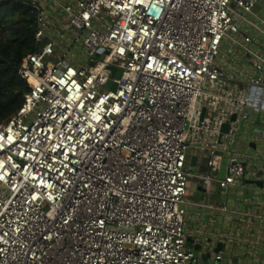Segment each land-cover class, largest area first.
Masks as SVG:
<instances>
[{
	"label": "built area",
	"instance_id": "built-area-1",
	"mask_svg": "<svg viewBox=\"0 0 264 264\" xmlns=\"http://www.w3.org/2000/svg\"><path fill=\"white\" fill-rule=\"evenodd\" d=\"M29 2L41 47L0 123V264H195L187 152L215 168L228 150L223 179L196 176L206 187L245 177L230 147L253 117L264 138V0Z\"/></svg>",
	"mask_w": 264,
	"mask_h": 264
},
{
	"label": "crops",
	"instance_id": "crops-1",
	"mask_svg": "<svg viewBox=\"0 0 264 264\" xmlns=\"http://www.w3.org/2000/svg\"><path fill=\"white\" fill-rule=\"evenodd\" d=\"M251 47L260 51L256 45ZM239 59L240 51L236 50L220 63L235 75L233 67ZM254 119L238 124L230 150L247 156L246 173L228 190L216 182L206 187L196 177L212 174L223 179L227 175L226 148L219 152L215 168L209 167L199 152H187L185 166L195 174L186 193L187 246L194 253L198 251L196 264H213L218 253L223 257L219 264H264V138L256 134L259 124ZM219 243L222 247L216 252Z\"/></svg>",
	"mask_w": 264,
	"mask_h": 264
},
{
	"label": "trees",
	"instance_id": "trees-1",
	"mask_svg": "<svg viewBox=\"0 0 264 264\" xmlns=\"http://www.w3.org/2000/svg\"><path fill=\"white\" fill-rule=\"evenodd\" d=\"M38 11L29 0H0V123L15 115L29 92L18 69L41 47L36 41Z\"/></svg>",
	"mask_w": 264,
	"mask_h": 264
},
{
	"label": "water",
	"instance_id": "water-1",
	"mask_svg": "<svg viewBox=\"0 0 264 264\" xmlns=\"http://www.w3.org/2000/svg\"><path fill=\"white\" fill-rule=\"evenodd\" d=\"M112 71L115 72V69L112 68ZM120 74H121V73L119 72V74H117L116 77L119 78V77H120ZM231 120H232V121H235V120H236V116H233ZM228 130H229V126L226 124V125H224V126L222 127V130H221V131H222L223 134H226V133L228 132ZM192 161H195V158H194ZM257 183L261 184V182H257ZM221 247H222V246H221V243H219L218 246H217V250H216V252H217L219 249H221ZM194 254H195V257L197 258L198 251H196ZM195 264H196V263H195Z\"/></svg>",
	"mask_w": 264,
	"mask_h": 264
},
{
	"label": "rangeland",
	"instance_id": "rangeland-1",
	"mask_svg": "<svg viewBox=\"0 0 264 264\" xmlns=\"http://www.w3.org/2000/svg\"><path fill=\"white\" fill-rule=\"evenodd\" d=\"M256 13L264 18V3L261 2L255 9ZM223 53H226V48L223 49Z\"/></svg>",
	"mask_w": 264,
	"mask_h": 264
}]
</instances>
